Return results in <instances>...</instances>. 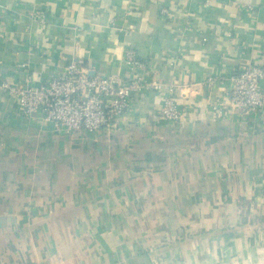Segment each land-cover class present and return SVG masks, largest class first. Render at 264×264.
Wrapping results in <instances>:
<instances>
[{
    "label": "crops",
    "instance_id": "1",
    "mask_svg": "<svg viewBox=\"0 0 264 264\" xmlns=\"http://www.w3.org/2000/svg\"><path fill=\"white\" fill-rule=\"evenodd\" d=\"M161 2L0 0V82L70 62L128 78L134 50L150 79L196 90L179 124L150 93L72 133L0 92V264H264V109L217 115L225 86L202 85L264 64V0Z\"/></svg>",
    "mask_w": 264,
    "mask_h": 264
},
{
    "label": "built area",
    "instance_id": "2",
    "mask_svg": "<svg viewBox=\"0 0 264 264\" xmlns=\"http://www.w3.org/2000/svg\"><path fill=\"white\" fill-rule=\"evenodd\" d=\"M153 1L159 4L160 15L167 14L161 0ZM44 17L41 10L33 13L37 22ZM124 63L130 70L128 78L112 74L91 75V69L70 62L61 73L52 74L37 87L3 80L0 92L15 100L23 116L39 115L45 124L62 133L112 128L134 98L150 93L160 99V118L168 124H179L184 116L180 101L196 92L192 84L164 86L160 81L150 79L149 64L134 50L125 51ZM202 85L210 88L225 86L220 99L209 102L210 110L217 115L227 110L258 114L264 109V64L244 63L229 75H208Z\"/></svg>",
    "mask_w": 264,
    "mask_h": 264
},
{
    "label": "water",
    "instance_id": "3",
    "mask_svg": "<svg viewBox=\"0 0 264 264\" xmlns=\"http://www.w3.org/2000/svg\"><path fill=\"white\" fill-rule=\"evenodd\" d=\"M91 74V73H90ZM92 75V74H91Z\"/></svg>",
    "mask_w": 264,
    "mask_h": 264
}]
</instances>
